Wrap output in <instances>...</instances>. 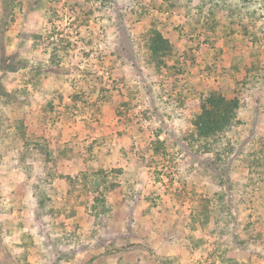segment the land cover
<instances>
[{
    "label": "rangeland",
    "instance_id": "1",
    "mask_svg": "<svg viewBox=\"0 0 264 264\" xmlns=\"http://www.w3.org/2000/svg\"><path fill=\"white\" fill-rule=\"evenodd\" d=\"M0 264H264V0H0Z\"/></svg>",
    "mask_w": 264,
    "mask_h": 264
},
{
    "label": "trees",
    "instance_id": "2",
    "mask_svg": "<svg viewBox=\"0 0 264 264\" xmlns=\"http://www.w3.org/2000/svg\"><path fill=\"white\" fill-rule=\"evenodd\" d=\"M209 104L213 111L205 109L204 114L200 116L197 121V128L203 133L206 131L211 133L215 129H221L222 126L225 125V122L230 120L228 115L233 114V111H227V107L231 103L222 97H213L209 99Z\"/></svg>",
    "mask_w": 264,
    "mask_h": 264
}]
</instances>
